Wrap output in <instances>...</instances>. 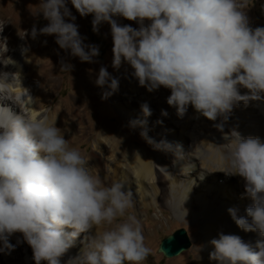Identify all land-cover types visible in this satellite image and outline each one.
I'll use <instances>...</instances> for the list:
<instances>
[{
  "label": "clouds",
  "instance_id": "clouds-1",
  "mask_svg": "<svg viewBox=\"0 0 264 264\" xmlns=\"http://www.w3.org/2000/svg\"><path fill=\"white\" fill-rule=\"evenodd\" d=\"M80 17L92 16L99 32L108 23L113 40L112 67L132 69L131 75L149 92L170 89L167 104L183 118L191 106L223 130L233 109L243 103L264 104V26L252 27L247 0H70ZM47 25L31 29V38L55 36V43L81 62L95 63L99 46L86 44L68 0H42L40 12ZM114 17L136 21L140 27L121 25ZM149 23L145 26L144 21ZM5 24H0V33ZM7 49V38H0ZM46 44V41L44 42ZM8 50V49H7ZM27 48H22V55ZM11 63L16 62L9 58ZM8 65V64H7ZM74 66L61 60V69ZM0 75V88L8 76ZM120 78L101 66L95 85L102 100L118 92ZM241 89L247 91L242 94ZM145 118L152 115L141 104ZM161 114L168 116L166 110ZM162 123V121H158ZM141 137L155 149L183 156L180 145L148 136L147 119L133 120ZM228 141V175L244 181L252 203L246 215L228 212L245 232L264 237V140L234 131ZM203 179V177H201ZM133 194L124 184L105 186L88 159L47 116L31 119L0 106V253L10 255V238L21 233L32 249L35 264H61L62 257L84 234V248L75 264H143L151 254L140 221L128 215ZM108 225L103 232L96 229ZM115 225V226H112ZM93 229L95 232L93 233ZM21 241H17V244ZM210 243V259L218 264H264V240L253 246L240 236L220 233Z\"/></svg>",
  "mask_w": 264,
  "mask_h": 264
},
{
  "label": "bare ground",
  "instance_id": "bare-ground-1",
  "mask_svg": "<svg viewBox=\"0 0 264 264\" xmlns=\"http://www.w3.org/2000/svg\"><path fill=\"white\" fill-rule=\"evenodd\" d=\"M10 1L15 6L25 4L24 0H19L17 3V0ZM1 3H4V0H0ZM33 4L37 8V16L43 17L40 13L42 11V0H33ZM68 6H72L70 0H68ZM15 13L23 18L25 17L27 23L23 28L27 29V32L22 34L20 30L18 36L14 34L7 36V45L11 49L4 48L0 51V75L4 73L12 74L8 76L7 85L0 88V106H7L13 112L21 113L31 119L47 116L50 121L60 128L61 133L69 140L70 146L77 148L88 159L95 175H107L110 184L123 183L125 191H129L131 184L136 186L134 187L136 188L135 192H132V189L131 192L139 198L144 193L141 196L144 201L140 204V210L144 209V206L148 210L154 204L159 206L157 198L159 182L162 177L171 181L172 189L167 206L178 218L192 224L194 229H201L200 235L196 236V239H203L204 252L200 251L201 245L199 243L195 246V252L201 253L203 259H205V264H218V261L210 259V253L214 251V246L210 241L218 239L220 233L238 235L253 246L258 240H264V237H261L258 232L241 230L228 212L229 208H236L239 210V215H246L245 209L252 203L245 194L244 181L241 177L228 175L223 172L228 169L221 167L218 170L206 173L205 166L198 163V158L195 155H192L190 161L185 160L184 166L181 167L185 171L184 173L178 172L176 163H172L173 168L172 165L163 167L160 164L161 158L170 159L168 154L171 152L155 149L153 145H150L141 137L142 128L140 126L131 127V121L147 119V127L150 128L149 137L156 142L162 139L166 140L165 137H171V143L173 144L175 141L172 138L176 134L178 136L179 131L186 132L183 118H179L176 114L174 116L168 114L167 117L161 114V110H167L169 106L167 99L157 102L150 95L151 92H156L162 86L149 92L145 87L140 86L138 80L131 74L117 75L111 69L112 67L107 65L108 72L114 77L120 78V84L118 92L110 96L114 116H110L106 112L101 113L98 111V101L96 99V92L101 88L95 85V79L101 66L108 64V59L102 62L99 67L94 63H89L87 66L86 62H81L79 58L72 57L68 52L60 49L55 43V36L45 35H38L36 47L31 48L26 54L22 55L20 50H12L15 47L17 48V40L21 38L25 44H28L33 26H36L37 29L41 27L30 24L29 16L32 11L23 9ZM75 15L79 32L81 36L85 37L82 24L91 23L92 17L90 15L80 17L77 11H75ZM37 16L34 14V17ZM114 19L121 25L138 28L135 21H129L123 17H114ZM42 20L46 19L43 17ZM47 23L45 24L47 25ZM8 26L4 25V33L8 32ZM107 27H110V25L103 23L99 29L105 30ZM1 48L2 42H0ZM108 56L113 57V52L110 51L107 58ZM9 58L16 63L9 64L11 63ZM62 59L74 66L71 71L61 69ZM58 79H65L69 86V91L63 97L61 96V85L57 82ZM36 81H39V87L28 89V86ZM30 92H33V98L29 96ZM145 102L148 103L152 111H157L158 117L154 116L153 113L147 118L144 117L141 104ZM172 109L175 111V108ZM169 117L173 118L172 122L168 121ZM158 121H162V123H158ZM186 133L192 139L193 135ZM225 134L222 138L223 143H227V140L224 139ZM163 154H166V156H163ZM183 174L185 176L193 174L195 180L191 178L190 181L184 182L182 194L176 180ZM128 176L134 179V183L127 181ZM196 180L211 181L213 185L201 189L203 194H200L198 192L200 191L199 185L193 184ZM238 180L242 186L241 193L243 196L241 199L240 194L237 197L232 195V192H236L233 187H235V181L238 182ZM103 183L105 185V182ZM146 189H149V191H146ZM149 192L151 197L146 200V194ZM133 202L134 207V197ZM155 216L153 215L154 218ZM155 219H158V217ZM141 225L147 243L154 238L155 231L150 230L145 222H141ZM108 227L111 226L101 225L96 231L103 232ZM94 232L95 229H93ZM18 234L23 239L22 234ZM10 242L17 246L10 255L0 253V264H12L16 260H23L24 249L27 254L33 255L31 247L26 242L23 241V245L16 244L12 240ZM84 243V234H81L75 245L62 257L61 264H67L70 259L79 256L84 248ZM154 262L150 261L149 264H154ZM23 264L28 263L23 262ZM29 264H35V262ZM71 264H75V261L73 260Z\"/></svg>",
  "mask_w": 264,
  "mask_h": 264
},
{
  "label": "rangeland",
  "instance_id": "rangeland-1",
  "mask_svg": "<svg viewBox=\"0 0 264 264\" xmlns=\"http://www.w3.org/2000/svg\"><path fill=\"white\" fill-rule=\"evenodd\" d=\"M18 1L19 0H17L16 3ZM10 2V0H4V3L0 4V22L1 24H5L6 26L9 25L8 32L0 33V38L10 36V34L18 36L20 30L22 34H25L27 32V29L23 28V26H25V23H27L25 17L23 18L21 15L15 13L19 12L20 10L28 9V11H32L29 16V22L31 25H38L39 27H43L44 25H46L45 23L48 22L47 20H42L43 17L37 16L38 11L36 6L33 4V0H24L25 4L16 6L12 5V3ZM68 7L71 9L73 15H75V8L73 6ZM246 10L252 27L264 26V0H247ZM34 14H36L37 17H34ZM75 23L77 24L78 22L75 20ZM135 23V25H138L139 28L140 24L136 21ZM148 23L149 21H144L145 26ZM82 27L84 29V35L86 37L85 43L95 44L99 46L100 54L98 57L95 58L96 62L94 64L99 67L102 62H105L108 59L109 62L108 64H106V67L107 65L109 67H112L113 57L108 56L107 58V55L110 51H112L113 48V40L111 36L110 27L105 28V30L99 29L98 33L93 31L92 23H89L87 25L82 24ZM29 37L30 42L28 44H25L23 39L19 38L16 42L17 48L15 47L12 50L18 49L22 53V48H27L28 50H30L31 48L36 47L37 38L32 39L31 35H29ZM4 48L6 49L4 43L2 42V48L0 49V51L4 50ZM7 48L11 49V47L8 45ZM88 65L89 63H87V66ZM111 69L115 73H117V75L131 74L132 72L130 66L126 64L122 65L119 70H116L113 67ZM24 70L26 69L24 68ZM23 80L26 81L25 78H23ZM57 82L61 85V96L63 97V95H65L69 91V86L65 79H58ZM39 84V81H36L32 85H29L28 89H36L39 87ZM246 91V89H241L242 94ZM101 94L102 90L96 92V99L98 101V111L101 113L106 112L110 116H114V113L112 112L113 104L110 97L106 100H102ZM170 94V89L164 87H161L156 92L150 93L152 98L155 99L157 102L165 101L170 96ZM29 96L33 98V92H30ZM172 108L173 107L168 106L166 111L171 116H174L176 114V109L174 111ZM152 113L154 116L158 117L156 110L152 111ZM168 121L172 122L173 118L169 117ZM182 121L184 122V128H186V132L191 133L193 137L191 139L187 136V133L185 131H179V135L177 136L176 134V136L172 138L175 141V143L172 144L181 145L182 151L184 152L183 156L176 158L171 152L170 154H168V158L170 159L165 160L161 158L160 160V164L163 167L171 166L172 163H176V167L178 168V172L180 173L185 172L181 167L184 166L185 160L190 161L192 155H195L198 158L199 164L205 166L206 173L218 170L220 167L228 169L227 160L222 159V157H226L228 153V141L227 143H223L222 141V138L224 136L223 134L225 133L226 136L232 137L235 135L234 131H236L243 137L253 136L259 137L264 140V104L258 102H251L248 106H245L243 103H241L239 106L234 108L229 119L224 122L223 130H220L214 126L216 123L220 122L219 118L215 122L210 121L196 113V111L191 106H189L187 113L184 115ZM147 129L149 133L150 128L147 127ZM156 137L159 138L158 136ZM181 138L184 141H182ZM165 139L168 142H171V137H165ZM163 156H166V154H163ZM106 176L100 175L99 177L102 182H105V186H110L111 184L107 179L108 177ZM191 178H194L195 180V176L193 174H190L188 176H185L183 174L180 178H177L176 183L179 186V190L180 192H182V194L184 189V182L190 181L189 179ZM127 181H130V183H134V179L130 176L127 177ZM193 184L199 185L200 191L198 192L200 194H203V191H201V189L210 187L211 185H213V182L207 180L205 182L196 180L193 182ZM234 185L235 187L233 188L236 192H232V195H235L237 197L240 194L241 199L243 194L241 193L242 186L239 184V180L238 182L235 181ZM134 187L136 186H133L131 184L129 191H131L132 189V192H135L136 188ZM171 189V181H169L167 178L162 177L159 182V190L157 196L159 206H156L154 204L149 210L145 208V206L144 209L140 210V204L144 201L141 196L144 195V193L140 196V198L139 196H136V194L132 193L135 201V206L128 209L125 213V216L118 218L115 223H122L128 215H134L137 217L140 223L145 222V225L149 227L150 230L155 231L154 238L147 243L145 242L146 246H148L152 251L148 258L143 261V264H149L150 261H155L154 264H205V259H203L201 253L195 252V246L197 243L201 245L200 251L204 252L203 239H196V236L200 235L201 229H194L192 227V224L178 218L172 212V210L169 209L167 205L170 201ZM146 191H149V189H146ZM150 192L146 194V200H149V198L151 197V195H149ZM153 215H156L155 218L158 217V219H155ZM180 229L186 230L191 242V247L188 250L183 251L178 256L172 258H165L163 254L159 252L160 244L166 237L172 235ZM10 240L15 242L16 244L19 240L21 241V243H19L20 245L24 244L23 239L18 233L14 234L10 238ZM23 262L28 264L35 262L33 259V255L27 254L25 249L23 250V260H16L12 264H23Z\"/></svg>",
  "mask_w": 264,
  "mask_h": 264
},
{
  "label": "water",
  "instance_id": "water-1",
  "mask_svg": "<svg viewBox=\"0 0 264 264\" xmlns=\"http://www.w3.org/2000/svg\"><path fill=\"white\" fill-rule=\"evenodd\" d=\"M190 247L191 242L186 230L180 229L162 241L159 252L162 253L165 258H172L188 250Z\"/></svg>",
  "mask_w": 264,
  "mask_h": 264
}]
</instances>
